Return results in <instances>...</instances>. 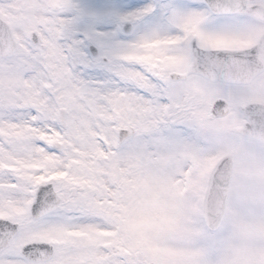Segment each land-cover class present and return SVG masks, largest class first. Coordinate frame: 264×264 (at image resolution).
I'll list each match as a JSON object with an SVG mask.
<instances>
[{"label":"snow or ice","instance_id":"1","mask_svg":"<svg viewBox=\"0 0 264 264\" xmlns=\"http://www.w3.org/2000/svg\"><path fill=\"white\" fill-rule=\"evenodd\" d=\"M0 264H264V0H0Z\"/></svg>","mask_w":264,"mask_h":264}]
</instances>
